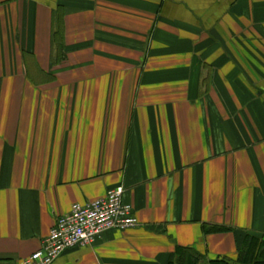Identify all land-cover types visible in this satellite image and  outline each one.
I'll list each match as a JSON object with an SVG mask.
<instances>
[{
  "label": "crops",
  "instance_id": "obj_1",
  "mask_svg": "<svg viewBox=\"0 0 264 264\" xmlns=\"http://www.w3.org/2000/svg\"><path fill=\"white\" fill-rule=\"evenodd\" d=\"M118 185L137 224L52 264L264 236V0H0V261Z\"/></svg>",
  "mask_w": 264,
  "mask_h": 264
},
{
  "label": "built area",
  "instance_id": "obj_2",
  "mask_svg": "<svg viewBox=\"0 0 264 264\" xmlns=\"http://www.w3.org/2000/svg\"><path fill=\"white\" fill-rule=\"evenodd\" d=\"M121 185L107 189L102 197L85 204L74 203L70 210L59 215L40 247L16 261L0 264H52L64 250L90 246L105 231L124 230L137 224L132 207L123 202Z\"/></svg>",
  "mask_w": 264,
  "mask_h": 264
},
{
  "label": "trees",
  "instance_id": "obj_3",
  "mask_svg": "<svg viewBox=\"0 0 264 264\" xmlns=\"http://www.w3.org/2000/svg\"><path fill=\"white\" fill-rule=\"evenodd\" d=\"M206 227V226H205ZM206 232L229 231L222 225H209L204 228ZM202 255L189 247L177 246L167 264H199ZM208 264H264V236H258L250 232H245L241 244L237 250V257L231 262L226 257H216L210 259Z\"/></svg>",
  "mask_w": 264,
  "mask_h": 264
},
{
  "label": "rangeland",
  "instance_id": "obj_4",
  "mask_svg": "<svg viewBox=\"0 0 264 264\" xmlns=\"http://www.w3.org/2000/svg\"><path fill=\"white\" fill-rule=\"evenodd\" d=\"M202 264H207V263H204V261H203V263Z\"/></svg>",
  "mask_w": 264,
  "mask_h": 264
}]
</instances>
